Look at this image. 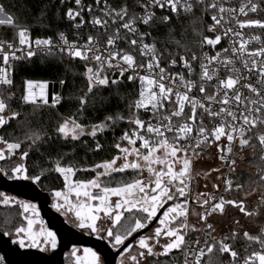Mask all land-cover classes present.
Listing matches in <instances>:
<instances>
[{
  "label": "snow or ice",
  "instance_id": "1",
  "mask_svg": "<svg viewBox=\"0 0 264 264\" xmlns=\"http://www.w3.org/2000/svg\"><path fill=\"white\" fill-rule=\"evenodd\" d=\"M96 3L99 5L100 0H96ZM196 3L204 5L205 0H196ZM75 4L81 5V0H75ZM166 5L170 7L173 13L177 12L178 6L185 13H191L194 7L191 0H184L183 3L182 0H149L148 5L140 4V7L144 9L143 15L137 17L133 14L125 21V17L128 16V8L123 6L119 10L112 9L105 0L103 15L111 18L113 23H116L118 18L123 21L122 28L130 33L139 34L140 55L148 57L146 63L139 65L129 53L119 49L110 51V49L115 48L116 40L120 38L119 29L107 36L105 41L107 47L104 52L101 51L99 40L92 36L87 38L85 44L77 47L74 42L70 43L63 33L59 34V40L65 46L60 49L61 52L67 51V54L73 59L95 61V68L85 65L84 75L87 79V92L79 98L81 111L87 102L86 97L93 92L94 88L109 85V77L102 75L105 68H118L121 77L126 71H130L128 80L130 82L139 81L138 98L129 104V108H135L137 112L140 109L146 112L150 111L156 123L153 124L151 120L145 122L138 115L133 114L128 123L134 124L136 128L132 130L131 134L125 132L121 137V140L126 141L128 146H121L120 143H117L115 148L118 149L120 155L114 156L111 160L97 163L91 169H79L95 173V176L87 181L73 180L72 177L75 176L78 169L72 166H62L59 161H56L53 170L63 177L66 191L53 193L55 202L52 206L62 215L73 214L74 226L88 230L89 234H96L98 239L104 238V234H106L111 246L118 251L123 247L126 255L121 256L120 264H144L148 257L167 256L173 250L182 251L184 264H201L202 258L212 254L214 250L221 255L228 254L231 258L228 264H239L238 252L226 242L235 240L239 234L232 231L230 235L221 238L214 236L215 228L211 222H208L209 217L217 213L223 215L226 204L237 207L245 216H258L260 214L259 208L264 206V194L260 196L257 208L248 211L243 201H226L221 197L213 203L214 198L210 194L198 193L194 198V203L203 211L198 213L193 209L192 215L199 217L202 227L197 228L195 225H190L188 201L193 199L189 195L191 181L194 178L192 162L194 158L200 156L202 151L213 144L221 153L220 159L232 166L235 165L236 161L234 159L229 161L227 154L233 152L232 145L234 142H238L241 150L246 146L256 148L255 144L250 143L253 137H245L252 129L258 126L264 127V43L259 48L250 51L247 47L250 40L259 42L260 36H253L250 40H245L240 31H233L231 27L226 28L224 36L227 37L229 33L232 34L231 52L233 56H237L241 60L243 70L236 67L235 60L231 57L222 58L221 52H217L214 56L204 53L200 63L201 83L198 87L203 99L193 97L190 93L197 87L196 82L190 78L185 79L183 74H167L165 69L160 66V57L157 55L155 44L143 43L146 34L138 33V29L135 27L137 19L144 25H148L153 19L155 13L149 11V7L164 8ZM208 8L217 9L219 14V17L212 15L211 19L214 23L208 27L209 32H213L217 25H221L222 21L228 22L225 14L235 21L240 29L245 27L264 29V21L259 19L239 20L236 16V9L225 8L223 5L218 7L217 0H211L210 3H207L206 9ZM260 8V3L247 0L246 3L241 4L238 12L247 17L249 12L256 13ZM88 11L91 13V7ZM0 16L3 17L0 18V25H7L16 29L19 45L27 46L28 49L25 51L23 47L15 48L12 43H7V48L10 51L5 52V42L0 41V56H2L3 64L0 66V86L10 88L13 85L10 60L31 59L35 52L31 50L32 42L28 35V29L18 25L13 16L5 12L3 5H0ZM66 16L69 20L74 21L80 16V12H74L73 9L69 8ZM162 20L164 23H168L169 17L164 16ZM83 23V17H81L80 23L75 27H80ZM91 23L93 26L104 28L108 20L93 17ZM220 40V35H216L214 39L203 36L200 43L201 46L207 44L215 47L220 43ZM35 44L37 47L45 48L47 54H52L51 49L54 45L51 39H36ZM130 44L137 45V40L132 39ZM237 44L238 47H236ZM222 51L227 53L229 49L224 48ZM16 52H21L22 55L18 56ZM191 59L193 61L197 59L195 53L192 54ZM113 61L117 62L114 64ZM180 61L183 67L188 69V76L191 77L193 74L191 63L184 56H180ZM121 62L126 67H121ZM176 63L175 59L170 61L171 66H175ZM210 66L212 67L210 68ZM221 67L227 73L224 78H220L218 75ZM137 69L143 70L146 74H139ZM253 75L256 76L254 83L251 82ZM165 79L169 80L170 86L165 85L163 82ZM214 79L217 81L213 85L214 91L211 94L203 95L206 92L208 82ZM241 81L245 82L241 83ZM24 83L25 95H23L22 100L25 103L37 106L39 103L44 105L49 103L45 91L47 89L46 82L25 80ZM60 83L64 84L65 81L61 80ZM117 83V80H111V84ZM179 86H183L185 91L174 90ZM242 89H246L248 94H245ZM11 98L12 96L9 95L8 99ZM59 100L60 98L57 97L56 103H59ZM166 102L170 106L167 109L165 108ZM213 105H219V107L214 108ZM186 106L189 108L187 116L184 115ZM7 109L8 104L5 99L0 98V127L19 115L13 111L6 116ZM197 109L201 110L199 121L196 119ZM204 115L211 120L218 121V123L208 129L204 124ZM173 118H178L177 122H174ZM123 119L124 117L121 115L115 117L108 115L100 123L88 127L79 123L75 118H66L58 125L56 131L65 140L76 141L82 136H91L95 139L98 133L104 132L110 126V123ZM194 129L195 135H193ZM42 138L40 133H32L26 136L32 145L40 142ZM221 138L227 141L226 146L218 143ZM255 138L260 145L259 159L264 162V132H257ZM137 141L140 142L139 147H136ZM21 143V141L9 142L0 137V145H6V149L0 148V161L8 158L6 152L15 155L16 151L21 148ZM101 147L102 145L98 142L95 144L96 151H99ZM253 154L255 155V152ZM27 156L28 152H23L21 160ZM130 157L132 159H129ZM118 161H120L119 164ZM128 170L135 172L139 178H133L131 182L120 181L115 186H111L110 182H105L115 179L114 173H124ZM231 170L234 171L235 168L232 167ZM213 171H219V169H213ZM10 172L11 175L4 168H0V173L8 175L9 179L31 180L33 183L39 182L43 174L29 175L28 169L23 163L11 168ZM257 175L258 182H264V168L258 169ZM226 184L227 190H231L232 181L228 180ZM214 187L216 186L214 185ZM236 187L239 190L242 186L237 185ZM254 191L255 189H253ZM72 196H75V201L71 199ZM112 197L118 199L113 202ZM178 198H185V200L183 203H175ZM169 201L173 202L172 206L165 208ZM0 205L18 206L21 210L20 215L27 222L26 226L21 224L15 228L16 238L13 239V243L18 244L21 248L27 244L28 247L37 248L41 252L47 251L49 247L52 249L57 247L56 233L48 230L41 221L36 219L39 213L34 204L16 200L14 197L0 192ZM126 213L128 214L127 218ZM158 215L162 216L159 219V226L154 228L151 235H140L136 245L137 251L133 253L125 242L134 234L148 228L158 218ZM125 219L128 221L127 224H122ZM37 223H40L41 226L38 231H34L33 226ZM235 223L239 224V221H235ZM189 230L204 231L206 236L210 238L204 240L203 246L191 250V254L194 256L192 261H189V249L185 247V236ZM161 237L166 240V243H160ZM243 238L248 241L249 246L252 244L259 246V250H254L249 255L244 256L243 264H264V227L255 235L244 231ZM194 244H201L199 237L194 241ZM157 245L162 251L154 250ZM78 251L74 248L72 255L76 256ZM84 254L83 259L76 258V264H102L100 256L92 249H84ZM0 264H3V257H0Z\"/></svg>",
  "mask_w": 264,
  "mask_h": 264
},
{
  "label": "trees",
  "instance_id": "2",
  "mask_svg": "<svg viewBox=\"0 0 264 264\" xmlns=\"http://www.w3.org/2000/svg\"><path fill=\"white\" fill-rule=\"evenodd\" d=\"M94 7L98 5L96 0H84ZM145 0H107L110 8L119 10L126 6L130 14L139 15L144 9L140 4H145ZM105 4V0H100V5ZM5 12L11 14L15 22L31 30L34 37L43 39H55L60 33H71V24L66 21V12L71 7L68 4H61L59 0H0ZM212 11L206 9V4L196 5L193 12L173 17L169 23H163L161 18L155 19L150 25L152 31V42L160 52L172 51L173 53H199L201 51V39L207 36V26L211 21ZM247 19H259L264 21V4ZM17 30L11 26L0 25V41L14 40ZM251 33L264 38V29L252 27ZM100 35V34H98ZM179 42V43H177ZM126 48L125 46L123 47ZM89 63L79 60H68L65 56L55 55L49 57H36L33 59H21L15 65L14 81L10 88L0 89V98H4L8 104L10 112H17V118L12 119L0 130V136L9 142L21 141V153L27 151L25 166L31 176L41 175L38 182L39 188L48 193L49 191L60 189L63 186L61 177L53 170L56 161L62 166H72L78 169L76 179L87 181L95 176L92 171H82L79 169H91L95 164L105 160H111L119 154L115 144L123 142L121 137L125 132H131L136 126L128 123L133 114L139 116L141 120L149 118V112L135 108L130 109L129 104L138 98L139 81H129V73L125 72L120 76L118 68H112L104 75L109 77L107 87H97L86 97V104L81 111L79 98L87 92V79L84 75L85 65ZM117 80L113 85L111 80ZM25 80L41 81L46 83L63 85V102L61 105H32L22 100L25 95ZM9 95L12 96L8 99ZM113 117L121 115L123 120L110 123V126L102 133H98L96 138L82 136L79 140H65L61 138L56 129L66 118H75L85 126L100 123L105 116ZM32 133L42 134V140L32 145L26 136ZM102 145L99 151L95 150V144ZM256 148L246 146L241 153L242 159L239 163L244 168L237 166L234 181L241 185L239 193H232L231 200L239 202L238 195L245 191L258 188L264 194V182H258L257 170L264 168V162L260 161V147L253 136L250 142ZM206 152V151H204ZM255 152V155L253 154ZM203 154V153H202ZM201 155V154H200ZM16 159H7L5 163L13 164ZM115 179L107 181L111 186L116 183L131 182L137 177L135 172H124L113 175ZM260 200V199H259ZM259 200L256 203L258 206ZM232 208V207H231ZM242 215L239 209L232 208ZM247 209V204H246ZM260 222L255 224L256 229L253 235L258 234L257 230L264 226V206L259 208ZM244 215V214H243ZM252 217V216H251ZM127 218V217H126ZM21 217L19 211L14 208L2 207L0 205V232L5 233L15 229ZM125 219L124 221H126ZM190 234L188 237L193 236ZM188 239V238H187ZM187 241V240H186ZM233 249L243 257L246 254L259 249V246L252 244L243 238V234L237 235L235 240H228ZM231 258L228 254L221 255L214 250L212 254L205 258L202 264H228ZM151 264H184L182 251H173L167 256L151 259Z\"/></svg>",
  "mask_w": 264,
  "mask_h": 264
},
{
  "label": "built area",
  "instance_id": "3",
  "mask_svg": "<svg viewBox=\"0 0 264 264\" xmlns=\"http://www.w3.org/2000/svg\"><path fill=\"white\" fill-rule=\"evenodd\" d=\"M61 2V0H59ZM145 5L149 4V0H145ZM184 2V0H182V3ZM191 2L193 3L194 7L192 12L194 11L196 5H198L196 3V0H191ZM211 0H205V4L207 5V3H210ZM247 0H217V4L218 7L220 5H223L225 8H234L237 10L236 16L237 19L239 20H246L247 17H249L250 15H252V12L248 13V16H242L239 14L238 9L241 6L242 3H246ZM254 2H258L260 3V5L264 4V0H254ZM61 4H68L70 5L71 9H73V11H79L80 12V16H78L76 18V20L71 21L67 18L66 16V21L71 24L73 31L71 33H65L64 35L66 36L67 40L72 43L74 42L77 47H79L80 45H83L87 42V38L89 36L94 37L95 39L99 40L100 43V47H101V51L104 52V49L107 47L105 44L106 38L108 35H112L113 33L116 32L117 29H119V33H120V38L116 40V44H115V48L114 49H110L111 50H122L123 52L129 53L131 54L137 65L142 64V63H146L148 57L147 56H141L140 55V38H139V34H133L128 32L126 29L121 27V24L123 23V21H120L118 18L116 20V23L112 22L111 18L105 17L103 15L105 8H104V4L103 5H96L95 7L90 4V3H86L84 2V0H81V5H76L75 4V0H63V3ZM204 4V5H205ZM89 7H91V13H89L88 9ZM210 11H212V15H217L219 17L218 11L217 9H211L209 8ZM149 11L154 12L155 15L153 17V19L150 21V23L148 25H144L143 23L140 22L139 19L136 20L135 23V27L138 29V33H143L146 34L144 37V41L143 43H147V44H153L152 42V31L150 30V25L152 24V22L157 19L158 17L162 19V17L164 16H168L169 17V21L172 20L173 17H178L180 15L183 14H189V13H185L183 11L182 8H180L178 6L177 8V12L173 13L170 10L169 6H165L164 8H159V7H149ZM144 14V10L137 15V17L141 16ZM133 14H130V12H128V16L125 17V21L129 18V16H132ZM83 17V21L84 23L80 26V27H75V25L80 23V18ZM93 17H99L101 20L107 19L108 23L107 25H105L104 28H100L98 26H93L91 23V20ZM212 17V16H211ZM225 18L226 20H228L227 23H225L224 21L221 22V25H217L215 27V30L213 32H209L208 31V27L210 25H212L214 22L210 21L209 25L207 26V37L210 39H214L216 35H220L221 36V40L220 43L215 45V47L211 46V45H207L204 44L203 46H201V51L199 53H195V55L197 56V59L195 61H193L191 59V56L193 53H173L172 51H166V52H160L156 49L157 55L160 57V66L163 67L166 71L167 74H183L185 79H192L193 81L196 82L197 87L194 88L192 90V92L190 93L191 96L199 98V99H203L202 94L199 93L198 91V87L199 84L201 83L200 80V74H201V68H200V63H201V57L204 55V53H207L209 56H214L217 52H221V56L222 58L227 56V57H231L232 59L235 60L236 63V67L241 68L242 69V64H241V60L237 57V56H233L232 52H231V47H232V39L231 36L232 34L229 33V35L226 37L224 36V31L226 28L231 27L233 29V31H240L243 34V38L245 40H250L251 37L253 36H258L255 35L253 33H251V28L252 27H245L243 29H240L238 27V25L235 23V21L231 20L227 14H225ZM163 21V20H162ZM164 23V22H163ZM167 24V23H165ZM105 29H107V31H105ZM100 34V35H98ZM28 35L29 38L32 42V49L35 52V55L33 57H31V59L36 58V57H49V56H55V55H62L65 56L68 60H71L73 58H71L68 54L67 51L61 52L60 49L62 47H65L61 41L59 40V35L55 38V39H51L52 44L54 45V47H52L51 52L52 54H47V51L45 48L43 47H37L35 44V40L36 39H43V38H37L34 37L31 30L28 29ZM260 41H254V40H250L249 44L247 45L248 49L251 50H255L257 48H259L261 46L262 43H264V38L260 36ZM132 39H136L137 40V45L133 46L130 44V41ZM3 42H5V47H4V51L5 52H9L10 50L7 48V43H12L14 45L15 48H20L23 47L25 48V51H27V46H21L19 45L18 42V35L16 32V36L14 40H10V41H5L2 40ZM126 47L125 49L123 47ZM239 45L237 44L236 47H238ZM224 48H228L229 51L227 53H224L222 51V49ZM105 55H107V53H104ZM16 55L20 56L22 55L21 52H16ZM90 56L92 55L91 53L89 54ZM180 56H184L192 65V69H193V74L191 77L188 76V69L184 68L182 65V62L180 61ZM79 59V58H76ZM172 59H175L177 61L175 66H171L170 61ZM80 60V59H79ZM87 63H89L93 68H95V61H85ZM117 61H113V63L115 64ZM17 61H11L10 60V64L12 65V70H11V77L14 81V73H15V65H16ZM0 66H3L2 64V56H0ZM121 67H126V65H123V63L121 62ZM212 66H210L211 68ZM112 68H105L104 73H102V75L105 74V72H107L108 70H110ZM243 70V69H242ZM137 71L139 72V74L143 75L146 74L145 72H143V70L137 69ZM158 71V70H157ZM127 73L131 74L130 71H126ZM220 78H224L227 73L224 71V69L221 67L220 71L218 73ZM256 76L253 75L251 77V82H255ZM165 83L166 86H170L169 80L165 79L163 81ZM216 80L214 79L211 82H208L207 86H206V92L203 95H207V94H211L214 91L213 85L216 84ZM245 81H241V83H244ZM50 84H56V83H47V89L46 91V95L48 96L49 99V93L51 92V100H52V104L53 105H61L63 102V85L59 84V89L58 92H55V88L51 87L50 89ZM257 87H260L259 85H256ZM239 87V85H238ZM1 88H7L4 86H0ZM174 90H178L180 92H184L185 88L183 86H179L178 88H175ZM242 91L245 92V94L247 93L246 89H242ZM59 97V103H56V98ZM205 103H207L206 101H204ZM42 104V103H39ZM170 106L167 104V102L165 103V108H169ZM214 108L219 107V105H213ZM150 116L148 119L144 120L145 122H148L149 120H151V122L153 124L156 123V120L152 118V113L150 111H148ZM189 114V108L186 106L185 108V116H187ZM178 118H173L174 122H177ZM197 121H199L201 119V110L197 109V116H196ZM203 120H204V124L208 129H211L215 123H218V121L215 120H211L209 117H207L206 115L203 116ZM136 128V127H135ZM133 128V129H135ZM132 129V130H133ZM131 130V132H132ZM130 132V134H131ZM257 132H264V127H260L258 126L255 129H252L251 132L246 134L247 136H254L256 137V133ZM146 134V133H145ZM169 136H171V134H168ZM193 135H195V129L193 131ZM257 140V139H256ZM258 142V140H257ZM220 145L222 146H226L227 141L224 138H221V141L218 142ZM140 142L137 141L136 147H139ZM259 144V142H258ZM260 147V145H259ZM233 148V152L231 154H227V158L228 160H235L236 163L234 166L230 165L229 163L222 161L220 159V155L221 153L218 152L217 150V146L215 144H213L211 147L206 148L204 151L208 152V151H214L216 153V158L218 163L221 165V169H222V174H221V179H220V185L214 190V192H216V194L212 195L213 199V203L218 201L221 197L224 200H231L230 196L232 193H239L242 189V187L237 190V184H235L234 181V175H235V171L236 168L238 166V162L240 161V159H242L243 157V153H241V149L238 145V142H234L232 145ZM199 151V150H198ZM204 151L201 152L204 153ZM232 167L235 168L234 171H232ZM228 180L232 181V187L231 190H227V184L226 182ZM229 208H231L230 206H228V204L225 205V212L223 215L220 214H213L212 216L209 217L208 222H211L213 224V226H215V222L213 221L214 218H222L225 217L228 213ZM203 211V209H202ZM202 227V225H201ZM200 227V228H201ZM264 227V226H262ZM260 227L257 232H260V229L262 228ZM199 237L201 244L200 245H195L194 241ZM205 239H210L209 237L206 236V233L204 231H197L193 236L188 237L187 241H186V245L185 247H187L189 249V261H192L194 259V256L191 254V250L193 248L198 249L200 246H203V242ZM259 250V249H257ZM251 253V252H250ZM250 253L246 254L249 255ZM245 255V256H246ZM209 255H205L202 260H201V264L204 262L205 258L208 257ZM0 257H3V264H10L5 255L3 253H0ZM243 257H239V264H243Z\"/></svg>",
  "mask_w": 264,
  "mask_h": 264
},
{
  "label": "water",
  "instance_id": "4",
  "mask_svg": "<svg viewBox=\"0 0 264 264\" xmlns=\"http://www.w3.org/2000/svg\"><path fill=\"white\" fill-rule=\"evenodd\" d=\"M58 92L59 84H50ZM49 105H52L51 92L49 93ZM0 192L12 195L23 201L36 204L40 211L42 219L45 221L48 229L56 233L58 247L52 254H47L34 249H21V247L12 242V239L0 232V253H3L10 264H65V256L72 248L80 247L92 249L103 261V264H117L119 258L125 253L123 247L120 250H114L110 244L103 238L98 239L93 235H87L78 229L70 226L65 219L52 208L51 196L43 192L37 183L28 180H11L0 175ZM216 192L211 193L214 195ZM185 199L178 198L175 203H183ZM192 206L200 208L193 201H188ZM169 201L165 208L172 206ZM232 208V205H228ZM246 208V205L244 203ZM163 209L161 210V212ZM243 214V213H242ZM158 218L141 232L134 234L126 241V246L130 248L140 237L147 235L159 223Z\"/></svg>",
  "mask_w": 264,
  "mask_h": 264
},
{
  "label": "rangeland",
  "instance_id": "5",
  "mask_svg": "<svg viewBox=\"0 0 264 264\" xmlns=\"http://www.w3.org/2000/svg\"><path fill=\"white\" fill-rule=\"evenodd\" d=\"M0 18H3V17L0 16ZM10 113L11 112L9 111V109H7L6 112H5V115L6 116L7 115H10ZM1 129H2V127H0V130ZM120 144H121V146H128L126 141H123ZM0 148L6 149V145H0ZM21 154L22 153L20 152V150H17L16 153H15V155H10V154H8L6 152V155L8 156L7 159H10V160L11 159H16L17 161L16 162H13V164H8V165L5 163V161L7 159L6 160H3V161H0V168H4L5 170L8 171L9 175H11V172H10V169L11 168L15 167L17 164H20V163H23L25 165V159L26 158L23 159V160H21ZM118 155H120V153ZM129 159H132V158L130 157ZM117 163L119 164L120 161H118ZM238 167L239 168H244L239 162H238ZM213 169H219V171H213ZM129 171H131V170H128L126 172H129ZM131 172H133V171H131ZM192 173H193V177H196V180H195L194 185H195V187H198L199 188L198 193H202L203 190H205V188H206V190L208 192H211L212 189L214 188V185L216 187L219 186L220 185L221 174H222V169H221V165L217 161L216 153L214 151H208V152H204L203 154H201L198 158H194L193 159V162H192ZM57 174L59 175V173H57ZM115 174H118V173H114L113 175H115ZM0 175H3V176H5V177L8 178V175H5L4 173H0ZM145 175H147V173H145ZM61 179L63 181V186L60 189H57V190H53V191H49L48 192V194L51 196L52 205L55 202L53 193L55 191H62V190L63 191H66V189L64 188V180H63V177H61ZM72 179L73 180H77L76 179V174H75L74 177H72ZM11 180H13V179H11ZM202 180H204V182ZM28 181H31V180H28ZM37 184H38V182H37ZM254 189H255L254 192H253V189H252L250 191H245L242 194H239L238 195L239 200L240 201H243V203H245V205L247 204V210L248 211H252V210L256 209L257 208L256 203L260 199V194H261L260 190L258 188H254ZM198 193H194V196L192 198H195ZM246 194H247V196H246ZM5 195L10 196V197H14V196L9 195V194H5ZM14 198L16 200L23 201L21 199H18L17 197H14ZM71 199L73 201H75V196H72ZM117 199H118L117 197H112L113 202H115ZM24 202H26V201H24ZM34 205L36 206V208L38 210V213H39V216L36 217V219H38L39 221H41L43 223V225L48 229L45 221L41 217V214H40V211L38 209V206L36 204H34ZM2 207L14 208V209H16V210L19 211V215H20V211L21 210L19 209L18 206H2ZM52 208H53V206H52ZM53 209L56 211L55 208H53ZM193 209L196 212H198V213L202 211L201 208H198V207H195V206H192V205L189 204V224L190 225H195L197 228H200L201 225H202V222L199 221V217L198 216L192 215V210ZM58 213L73 228L80 230L84 234L93 235L94 237H97L96 234H89L88 230L80 229V228L74 226V223H73V219H74L73 214L68 213L67 215H62L60 212H58ZM28 215H30V214H28ZM127 215L128 214L126 213L125 216L127 217ZM20 217H21V220H20L18 226H20L21 224H24L26 226V223L27 222L23 219V217L21 215H20ZM260 220H261V217H259V216H252L251 217V216H245L243 214L239 216L237 211H235L232 208H229L228 213H227V215L225 217H222V218H217L216 217V218L213 219V221L215 222V226H214L215 232L213 233V235L216 236V237H218V238H221V237H224L226 235H230V233L232 231H236L238 234H243L244 231H248L251 234L256 229L255 224L257 222H260ZM235 221H239V224H236ZM127 222H128L127 220L126 221H122V224H127ZM40 226H41L40 223L35 224L33 226V230L34 231H38L39 228H40ZM157 226H159V223L157 224ZM153 231H154V229H152L147 235H151ZM196 232L197 231H190V230L187 231V234L185 236V240H187V238H188V236L190 234L196 233ZM7 233L8 234H6V236L9 237V238H11L12 241H13L14 238H16L15 237V229H13L11 231H8ZM104 239L111 246V243L109 242V239L106 237V234H104ZM137 241L130 247L132 249L133 253H135L137 251V247H136ZM160 243L161 244L166 243V240L163 237H161ZM14 244H16V243H14ZM57 247H58V240H57ZM57 247L55 249H52L51 247H49L47 251H44V253L52 254L57 249ZM21 249H34V250H39L37 248H30V247L27 246V244H26V246L24 248H21ZM73 249L74 248H72V250ZM75 249H78L79 250L76 253V256H73L72 255V250L66 254V256H65V264H76V258L77 257H80L82 259L84 258V255H85L84 254V249H87V248L75 247ZM113 249L114 250H117L115 248H113ZM154 250H156V251H162V249L159 247V245H157L156 246V249H154ZM173 251H179V250H173ZM123 255H126V253H124ZM159 257H163V256H159ZM159 257H148L147 260L144 262V264H151V262H150L151 259H158ZM101 261H102V259H101ZM120 261H121V257L119 258L117 264H120ZM102 264H103V261H102Z\"/></svg>",
  "mask_w": 264,
  "mask_h": 264
},
{
  "label": "flooded vegetation",
  "instance_id": "6",
  "mask_svg": "<svg viewBox=\"0 0 264 264\" xmlns=\"http://www.w3.org/2000/svg\"><path fill=\"white\" fill-rule=\"evenodd\" d=\"M195 180H196V177H194V178L192 179V181H191V192H190V194H189L191 197L194 196V193H198V191H199V188H198V187H195V185H194ZM202 181L204 182V180H202ZM203 187H204V186H203ZM217 187H218V186H217ZM217 187H214V188L212 189L211 192H208V191L206 190V188H205V190H203L202 193H208V194H211V193L214 192V190H215ZM183 199H185V198H183ZM189 201H193V202H194V198L191 199V200H189ZM103 239H104V238H103Z\"/></svg>",
  "mask_w": 264,
  "mask_h": 264
},
{
  "label": "crops",
  "instance_id": "7",
  "mask_svg": "<svg viewBox=\"0 0 264 264\" xmlns=\"http://www.w3.org/2000/svg\"><path fill=\"white\" fill-rule=\"evenodd\" d=\"M238 199H239V197H238Z\"/></svg>",
  "mask_w": 264,
  "mask_h": 264
}]
</instances>
